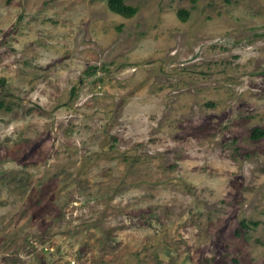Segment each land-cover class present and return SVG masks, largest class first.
<instances>
[{"label":"rangeland","instance_id":"1","mask_svg":"<svg viewBox=\"0 0 264 264\" xmlns=\"http://www.w3.org/2000/svg\"><path fill=\"white\" fill-rule=\"evenodd\" d=\"M106 1L0 0V264H264V0Z\"/></svg>","mask_w":264,"mask_h":264},{"label":"trees","instance_id":"2","mask_svg":"<svg viewBox=\"0 0 264 264\" xmlns=\"http://www.w3.org/2000/svg\"><path fill=\"white\" fill-rule=\"evenodd\" d=\"M106 4L111 11L124 16H129L136 11V7L134 5L124 3L123 0H107ZM1 106H2V101L0 100V107ZM252 132H253L252 136H258L259 134L262 133V129L254 127L252 129Z\"/></svg>","mask_w":264,"mask_h":264}]
</instances>
